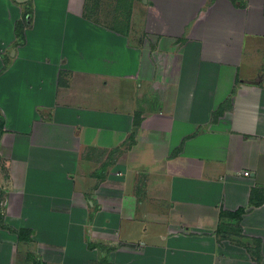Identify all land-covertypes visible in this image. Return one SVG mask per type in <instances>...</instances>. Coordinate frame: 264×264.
<instances>
[{"label":"crops","instance_id":"1","mask_svg":"<svg viewBox=\"0 0 264 264\" xmlns=\"http://www.w3.org/2000/svg\"><path fill=\"white\" fill-rule=\"evenodd\" d=\"M88 7L0 0V264H264V0Z\"/></svg>","mask_w":264,"mask_h":264},{"label":"rangeland","instance_id":"2","mask_svg":"<svg viewBox=\"0 0 264 264\" xmlns=\"http://www.w3.org/2000/svg\"><path fill=\"white\" fill-rule=\"evenodd\" d=\"M88 3L92 16L103 18L113 27L121 30L130 28L132 14L137 30H139V23L143 21L142 13H140L141 10L137 7H140L144 3V0H88ZM134 3H136L137 7L134 6ZM11 56L12 48L7 50L2 58L7 60Z\"/></svg>","mask_w":264,"mask_h":264},{"label":"trees","instance_id":"3","mask_svg":"<svg viewBox=\"0 0 264 264\" xmlns=\"http://www.w3.org/2000/svg\"><path fill=\"white\" fill-rule=\"evenodd\" d=\"M31 13V5L30 3H27V7L25 8V10L21 13L20 18L15 22V35L17 37V41L15 43L20 44L23 42V29L25 26H27L26 23V15ZM220 113V109H218L215 114L213 115V119H215ZM3 124H4V118L2 116V114L0 113V135L3 132ZM242 213V209L234 212L232 215L236 218L240 217V214ZM19 237V239H30L29 235L30 232H26L27 236L24 234V231L19 229L18 231H15ZM90 245V244H89ZM91 247V245H90ZM36 264V263H34Z\"/></svg>","mask_w":264,"mask_h":264},{"label":"water","instance_id":"4","mask_svg":"<svg viewBox=\"0 0 264 264\" xmlns=\"http://www.w3.org/2000/svg\"><path fill=\"white\" fill-rule=\"evenodd\" d=\"M17 3H24L26 2L27 0H15Z\"/></svg>","mask_w":264,"mask_h":264},{"label":"built area","instance_id":"5","mask_svg":"<svg viewBox=\"0 0 264 264\" xmlns=\"http://www.w3.org/2000/svg\"><path fill=\"white\" fill-rule=\"evenodd\" d=\"M244 174H246V175H247L248 173H247V172H244Z\"/></svg>","mask_w":264,"mask_h":264}]
</instances>
